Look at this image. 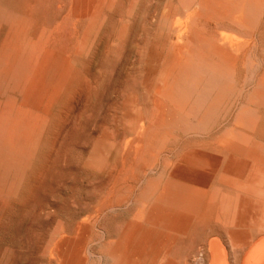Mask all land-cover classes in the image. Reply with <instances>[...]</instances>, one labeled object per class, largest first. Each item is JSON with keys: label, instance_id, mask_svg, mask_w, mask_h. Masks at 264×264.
Masks as SVG:
<instances>
[{"label": "bare ground", "instance_id": "6f19581e", "mask_svg": "<svg viewBox=\"0 0 264 264\" xmlns=\"http://www.w3.org/2000/svg\"><path fill=\"white\" fill-rule=\"evenodd\" d=\"M108 1L109 0H74V5H92V7L89 8L88 11H85V14L83 15V17H86L89 22L88 32H91L90 30L94 27L95 20L100 14V6L109 5ZM17 5V3L13 4L8 0H0V27L5 26L7 30L4 40L0 45V106L2 104L9 112L6 116L0 119V196L6 199L17 194L22 183L24 171L29 165L30 158L32 154H34L33 152L39 143V131L42 127L41 122L39 123V116L40 114L42 115V113L44 114V112H41V103L46 96H48L49 100L55 99L68 78V67H64L62 72L58 73L56 59L45 56L41 60H38L36 55H34L35 50L30 34L32 26L31 22L26 20L24 16L25 14L23 15V13H21L22 11L20 12ZM34 6L35 5H32L33 9ZM187 6H190V9L193 8H191V5ZM183 7L181 6V8ZM197 7L194 6L193 9L195 10L193 11L189 10V12H192L188 14V30L187 34H185L186 44L176 51L178 55L183 54L184 58L173 56V58H170L167 66H165L163 70L161 69L162 73L159 78L161 87L157 88V94H159V97L158 101L155 103V112L153 111V116L155 117L152 122L146 123L147 125L144 127L140 124L141 129L137 131L138 137L135 140V145L132 147L133 150L130 151L129 157H127L125 162V167L121 170L122 172H118V175L120 174V176L118 184L113 189L114 197L104 204V208H114L126 202L129 197H131L130 195L135 193L133 192V185L137 181L138 183L140 182L138 178H140L139 176L142 173V170L145 168H153L159 161L160 157L166 153L165 151L167 148L169 149L170 146L176 145L181 135L187 136L186 138L188 139V136L190 138V136L206 134L214 127V125H217L218 122L221 123L222 120L224 121L225 118L229 116L227 122L229 119L230 121L228 123L226 122L227 124L224 123V129L222 128L226 134L221 135L216 141L214 149L217 151H215V153L206 154L207 152L205 151H203L205 153H202L195 150L187 151V149V152L184 151V154L181 153L182 156L179 162L169 168V172L165 179L159 178L149 181L147 185L136 194L138 195V206L140 205V210L137 214L143 218V222L142 224L138 222L133 223L126 230L122 239L112 251V256L117 264H264V238H261L260 242L258 241L256 244L252 245L249 251L243 252L244 242L249 239L250 233L253 229L264 232V144L261 143L264 139L256 140L257 137L255 139L252 137L256 136L252 135V133L257 132L254 131L256 123L264 121V118H259L260 121H258V112L264 107V73L258 78V81L256 80L257 82L253 77L251 80L256 82L253 85V90L251 89L249 92H245L247 78H240L239 69L243 68L246 73L252 69L250 56L247 54L243 59H240L239 55L236 53L240 51V48H237L235 51L231 42L219 44L214 38L204 34L197 26V22H200L202 19L207 21L211 20L210 22L213 20L219 23L220 21H232L252 34V32L260 25V20L264 15V0H202L199 5L197 3ZM28 12L29 11H27V14H29ZM105 15L106 14H104V16ZM158 17L160 19L161 16L158 14ZM176 19H180V17H176ZM176 22L179 21L176 20ZM222 24L227 28L225 22ZM149 25L150 24L147 25L148 29ZM220 25H218V27ZM227 25H229V23H227ZM181 26H179L177 30H179ZM215 26L212 27V29H214ZM231 26L232 25L228 27V32L230 28H233ZM261 26H259V32H263V30L260 29ZM185 27L186 25L184 28ZM218 27L216 28L218 29ZM234 28L232 30H234ZM219 30H221L220 27ZM183 31L184 30H182V34ZM152 32L153 29L151 33ZM262 34L264 35V33ZM1 35H4V33ZM103 38L105 39L106 37L103 35ZM235 38L236 36L233 40ZM239 38V40L242 39L241 36ZM257 39L254 42H260V40L257 41ZM101 41V43L104 44L103 40ZM262 45L264 44L262 43L261 46L258 44V50H260V47L262 48ZM83 46L84 43L82 42L81 47ZM125 50L123 51L124 53ZM103 51L105 50L103 49ZM103 51L101 53H103ZM140 51L138 50V52ZM244 52H246V50ZM254 54L255 53H253V55ZM144 56H146V54ZM91 63L93 62L91 61ZM98 64H100V62ZM96 67H98V65H96ZM135 67L136 66H134V69ZM94 69L97 68L94 67ZM115 70H118L116 66ZM101 72L103 71L101 70ZM246 73L245 75L248 74ZM129 74H131V72ZM138 76H140V74ZM91 78L92 77L90 76V82L93 84ZM127 82L131 83L132 81L128 80ZM244 85L246 86L244 87ZM48 91L49 93H47ZM80 93L81 92H79L78 95ZM4 107L2 108L4 109ZM75 115L72 118H74ZM125 120L129 132H132L135 130L140 119L137 115H128L125 117ZM26 121L28 122L27 124L33 127L32 134L26 133L27 130L30 129V126L28 128L26 127L25 130L23 129ZM259 123L258 125L261 126L264 122H261V124ZM122 131L123 130H121V132ZM121 132H119V134H121ZM24 134L27 136L25 137ZM262 136L263 135H261V138L259 139H262ZM23 137L26 138V143L28 142L25 146H23L26 144L23 143ZM118 138L119 136H117V139ZM124 141L126 142V140ZM209 141L211 142L212 140ZM192 144H194V142ZM179 146L182 148V145ZM111 148L112 146H110L106 140L102 139L97 141L93 145L90 154L89 152L87 153L89 154L87 161L88 166L95 169L103 168L107 164ZM85 159L87 158L85 157ZM43 163L45 164V162ZM157 170L158 169H156V172ZM152 172H154V170ZM110 174L112 173H109V176ZM96 177L98 176L96 175ZM112 177L113 176L111 175V178ZM125 179H127V181L129 180V183H125ZM97 183H99V181ZM100 185L101 184H99V186ZM109 193H107V195ZM130 208L132 209L133 207L129 206V211ZM120 210L121 209H119V211ZM111 213H114V211H111ZM105 214L107 213L105 212ZM212 215L215 216L216 222L222 226V231L220 232L217 230V232L219 231L218 234L208 236L201 245H199L200 243L198 242L201 240L198 239V236L194 235L195 237L193 238L198 239L196 244L199 243L197 244L199 246L196 248L195 243H193L194 241L192 240V243L194 244L193 246L196 249H194L191 254L185 252L184 250L186 247H184L183 251L188 255H184L185 258L181 262L180 260L178 262V260L176 261V259L172 258L174 245L187 234L188 228L192 223L204 220L205 218H211ZM107 217H110V214ZM102 218H104V216ZM95 226L96 225H94V227ZM208 229L207 231H211ZM197 230H199V228ZM191 233L194 232L191 231ZM200 233L198 231L195 234L200 235V237L203 236ZM109 237L111 238V236ZM188 241L191 240L189 239ZM181 242L183 243L184 241ZM180 252L182 253V251Z\"/></svg>", "mask_w": 264, "mask_h": 264}, {"label": "rangeland", "instance_id": "374dc122", "mask_svg": "<svg viewBox=\"0 0 264 264\" xmlns=\"http://www.w3.org/2000/svg\"><path fill=\"white\" fill-rule=\"evenodd\" d=\"M8 1L13 4L17 3L20 12L22 11L21 13H23V15L25 14L24 16L26 20L31 22L32 26L30 34L35 50L34 55H36L38 60H41L45 56L56 59L58 73L62 72L64 67H68V78L55 99L49 100L48 96H46L40 105L41 112H44V114L42 113V115L40 114L39 116V123L41 122L42 127L39 131L38 149L37 147L35 148L33 152L34 154H32L30 158L29 165L24 171L22 183L19 188L20 191L18 190L16 195L7 199L0 196V264H117L112 256V251L122 239L126 230L133 223L138 222L142 224L143 222V218L137 214L140 210V205L138 206V195L136 194H138L149 181L159 178L165 179L169 172V168L179 162L182 156L181 153L184 154V151L195 150L202 153L207 152L206 154L215 153V151H217L214 149L216 141L221 135L226 134L222 128L225 126L224 123L227 122L229 116L225 118V122L223 120L221 123L218 122L217 125H214V127L206 134L200 136L194 135L196 137L190 136V138L188 136V139L186 138L187 136L181 135L176 145L170 146L169 149L167 148L165 151L167 155L164 153L159 159L160 162L158 161L151 169L145 168L142 170V173L139 176L140 178H138L140 182L138 183L137 181L134 184L135 186L133 185V192L135 193H133V195L131 194V197H129L126 202L114 208H104V204L114 197L113 189L118 184L120 176V174L118 175V172H122L121 170L125 167L127 157H129L130 151L133 150L132 147L135 145V140L138 137L137 131L141 129V125L143 127L146 126V123L152 122L155 117L153 116V111L155 112V103L158 101L159 97V94H157V88L161 87L159 78L162 70L167 66L170 58H173V56L184 58L183 54L178 55L176 51L186 44L185 34H187L188 30V14L195 10L193 9L194 6L197 7V3L199 5L202 0H197V3L196 0H109V5L100 6V14L95 20L94 27L90 30L91 32H88V19L83 17V15L85 14V11H88L89 8L92 7V5H74V0ZM32 5H35L34 9ZM187 5H191V8H193L190 9V6L188 7ZM181 6L184 7L181 8ZM189 10L192 11L189 12ZM27 11H29V14H27ZM104 14L106 15L104 16ZM158 14L161 16L160 19ZM176 17H180L181 20L176 19ZM262 19H264V15L261 18L259 25H262L260 29H262L263 32H259L258 26L252 34L232 21H220L219 23L213 20L210 22L211 20L207 21L202 19L203 21L200 20V22H197L198 28L207 36L214 38L219 44L231 42L235 51L237 48H240V51L236 52L240 59H243L247 54L250 56L252 69L247 72L248 74L244 72L245 70L243 68L239 69L240 78H247V86L244 85V87L246 86L245 92H249L251 89L253 90V85L264 73V45L258 50V47L261 46L262 43L264 44V35L262 34L264 33V20ZM176 20L179 22H176ZM221 22H225L227 28H225V25ZM227 23H229V25H227ZM148 24H150L149 29L147 26ZM185 25L186 27L184 28ZM218 25H220L219 27L221 30H219ZM230 25L237 30L235 28L234 30H232L233 28H230L228 32L227 29H229L228 27ZM179 26L181 27L177 30ZM214 26L215 28L212 29ZM216 27H218V29ZM151 28L153 29L152 33ZM182 30H184L183 34ZM0 31L1 34L4 33V35L0 34L1 45L7 32L6 27H0ZM216 34L219 37L222 35V39ZM103 35L106 37L105 39L103 38ZM235 36V39L237 40H233ZM240 36L242 38L241 40H239ZM255 36L256 39L258 37L257 41L260 40L261 44L260 42H254L256 40ZM101 40H103L104 44L101 43ZM82 42L84 43L83 47H81ZM103 49L105 51H103ZM124 50L125 53L123 52ZM138 50L141 51L138 52ZM245 50L246 52H244ZM102 51L103 53H101ZM253 53L256 55H253ZM145 54L146 56H144ZM91 61L93 63H91ZM98 61L100 64H98ZM96 65H98L103 72H101ZM115 66L118 70H115ZM134 66H136L135 69ZM94 67L97 69H94ZM93 71L100 73H94ZM136 71L140 76H138L139 74ZM130 72L131 74H129ZM245 73L247 75H245ZM89 75L92 77L93 84L90 82ZM252 78L257 81H252ZM125 80H131L132 82L130 83ZM79 92H81V95H78ZM47 93H49V91ZM99 104H102L101 107ZM2 107L4 106L1 104L0 119L9 113L5 107L4 109ZM261 109L258 112V119L264 118V107ZM74 115L75 117L72 118ZM128 115H137L140 119L135 130L132 132H129L125 120V117ZM260 119L258 121H260ZM261 122L264 121H260V123L257 122L254 129L255 132L257 131L260 134L257 132V134L252 133V135H256L255 137L252 136L254 139L257 137L256 140L264 139V123L261 124ZM27 123L28 122L26 121L24 124V130L26 127L28 128L30 126ZM258 123L261 124V126H259ZM30 129H28L26 133L32 134L33 127L30 126ZM118 129L123 131L121 132V130ZM119 132H121V134H119ZM123 132L126 137L123 135ZM261 135H263L262 139H259L261 138ZM24 136L26 137L27 135L24 134ZM117 136H119L120 140L119 138L117 139ZM25 137H23V143H26ZM97 139H104L110 146H112L107 164L101 169L91 168L87 164L93 145L99 141ZM124 140H126V142ZM209 140H212V143ZM193 142L194 144H192ZM27 143L23 146L27 145ZM261 143L264 144V140L263 142L261 141ZM179 145H182V148ZM88 152L89 154H87ZM85 157L87 159H85ZM43 162H45V164ZM156 169H158L157 172ZM151 170H154L155 173ZM109 173L112 174L109 176ZM96 175L98 177H96ZM111 175L113 176L112 178ZM96 181H99V183ZM128 181L127 179L124 180L125 183H129ZM99 184L103 185L99 186ZM107 193L109 194L107 195ZM129 206L133 207L132 209L130 208V211ZM119 209L121 210L119 211ZM104 211L108 215L105 214ZM111 211H114V213H111ZM109 214L110 217H107ZM103 216L104 218H102ZM94 225L96 226L94 227ZM219 226L220 224L216 222L214 215H212L211 218H205L204 220L192 223L188 228V235L186 234L183 237L184 239L182 238L178 240L174 245L172 258L176 259V261L178 260V262L180 260L181 262L185 258L184 255L187 253L191 254L194 249L204 243L208 236L218 234L219 231L221 232L223 228L222 226ZM198 228L199 230H197ZM207 229L211 231H207ZM217 230L219 231L217 232ZM191 231L194 233H191ZM198 231L199 233L201 231L200 234L203 236L200 237V235H196L195 233ZM194 235L198 236V239L201 241H198L197 238H193L195 237ZM109 236H111V238ZM104 238L107 239L105 240ZM261 238H264V232L253 229L250 233L249 239L244 242L243 252L249 251L252 245L256 244L258 241L260 242ZM189 239L191 241H188ZM181 241L184 242L182 243ZM196 241L200 244L197 243L199 244L197 245ZM192 242L195 243L196 248L193 246L194 244ZM184 247H186L185 250ZM178 253H181L180 256Z\"/></svg>", "mask_w": 264, "mask_h": 264}]
</instances>
